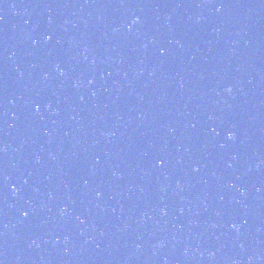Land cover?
Instances as JSON below:
<instances>
[{"label":"water","instance_id":"water-1","mask_svg":"<svg viewBox=\"0 0 264 264\" xmlns=\"http://www.w3.org/2000/svg\"><path fill=\"white\" fill-rule=\"evenodd\" d=\"M0 264H71L36 188L1 90Z\"/></svg>","mask_w":264,"mask_h":264},{"label":"snow or ice","instance_id":"snow-or-ice-1","mask_svg":"<svg viewBox=\"0 0 264 264\" xmlns=\"http://www.w3.org/2000/svg\"><path fill=\"white\" fill-rule=\"evenodd\" d=\"M229 91H231V89H229ZM230 139H231V137H230ZM25 215H27V214H25Z\"/></svg>","mask_w":264,"mask_h":264},{"label":"clouds","instance_id":"clouds-1","mask_svg":"<svg viewBox=\"0 0 264 264\" xmlns=\"http://www.w3.org/2000/svg\"><path fill=\"white\" fill-rule=\"evenodd\" d=\"M231 138H234V137H231Z\"/></svg>","mask_w":264,"mask_h":264}]
</instances>
